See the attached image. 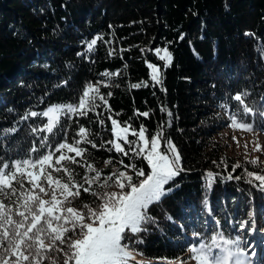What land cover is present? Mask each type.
Returning a JSON list of instances; mask_svg holds the SVG:
<instances>
[{
  "label": "trees",
  "instance_id": "1",
  "mask_svg": "<svg viewBox=\"0 0 264 264\" xmlns=\"http://www.w3.org/2000/svg\"><path fill=\"white\" fill-rule=\"evenodd\" d=\"M98 36L103 39L88 52ZM165 48L172 56L167 67L155 53ZM149 63L160 68L161 84L151 81ZM105 72L119 75L104 77ZM96 82L111 111L97 101L100 106L87 116L61 115L63 131L58 128L50 136V145L64 138L73 142L84 126L98 145L81 144L88 149V162L102 177L127 171L135 181L119 160L147 172L146 163L106 151L110 145L99 147L113 138L107 119L112 116L137 130L143 124L149 135L163 127L185 169L176 178L178 187L150 206L153 222L133 237L130 248L138 261L192 264L187 249L194 233L205 240L219 221L226 235L235 236L237 225L253 217L248 213L264 218V191L247 183L245 172L264 173V165L246 159L233 172L236 159L220 132L234 112L242 114L237 94L252 109L246 121L257 131L264 128V0H230L229 5L227 0H0V165L28 158L33 145L39 147L40 138L48 135L32 131L46 118L23 119L26 114L76 104L86 86ZM134 83L148 87L133 89ZM143 112L149 116L137 114ZM109 159L112 163L105 164ZM73 167L77 181L94 175ZM208 172L214 176L210 187ZM229 174L241 179H226ZM84 203L96 207L99 201L81 189L72 206L81 209ZM63 259L59 255L58 264Z\"/></svg>",
  "mask_w": 264,
  "mask_h": 264
},
{
  "label": "snow or ice",
  "instance_id": "2",
  "mask_svg": "<svg viewBox=\"0 0 264 264\" xmlns=\"http://www.w3.org/2000/svg\"><path fill=\"white\" fill-rule=\"evenodd\" d=\"M102 39L100 36L92 39L87 45L88 52H92L98 40ZM155 53L165 61V67L172 63L168 49H155ZM147 67L151 70V81L161 84L160 68L151 63ZM102 75L111 77L119 73L105 72ZM100 83H89L76 104L52 106L42 113L33 111L23 117L46 118L47 122L42 127L32 131L48 135L40 138L39 147L33 145L28 158L0 165V264H44L45 260L49 264H58L61 254L63 264H129L130 261L143 264L137 260V253L130 248V243L136 234L146 231L143 225L153 222L149 215L150 206L178 187L176 178L185 171L180 152L171 139L165 137L163 127L149 135L143 124L137 130L131 124H122L112 116L107 117L111 121L113 138L99 147L110 145L106 151L124 157L131 154L146 163L147 172L135 163L125 164L123 159L119 160L125 169L133 172L135 181L127 171H116L102 177L101 171L88 162V149L81 144H90L94 149L98 145L89 139L91 133L84 126L79 128L76 133L78 139L73 142L64 138L54 146L49 143L50 136L58 128L63 131L60 127L61 115L87 116L100 106L97 101L111 111L106 96L100 93L97 86ZM104 86L108 87L107 84ZM130 87L136 89L148 87V84L134 83ZM111 95V92L107 93V97ZM234 99L243 111L242 114L234 112L229 117L228 126L255 134L257 129L245 119L252 114V109L245 104L243 95L237 94ZM161 111L167 112V109L162 108ZM137 114L149 116L148 112ZM168 115L171 116V113L168 112ZM98 123L103 125L105 121L100 119ZM259 131H264V128ZM129 136L134 139H129ZM232 139L236 140L235 137ZM244 147L247 149L248 145ZM253 151L264 152V147L255 143ZM32 153L37 155L32 156ZM104 163L111 164L112 160ZM249 163L261 166L262 162L257 157ZM76 165L94 175H84L81 181H77L73 167ZM240 167L237 163L232 171ZM245 172L247 183L264 191V174L247 169ZM207 177L210 187L213 173L208 172ZM233 178L241 179L231 174L226 177ZM94 185L97 190H93ZM112 187L118 188V191L107 190ZM81 189L99 201L96 207L88 203H84L81 209L72 206L80 198ZM248 216L251 218L253 214L248 213ZM245 229L257 231L254 220L241 221L235 236L226 235L220 229L219 221L217 231L205 240H202V233H194V243L187 249L190 253L188 259L195 264H251V257L246 251L248 241L243 238Z\"/></svg>",
  "mask_w": 264,
  "mask_h": 264
},
{
  "label": "rangeland",
  "instance_id": "3",
  "mask_svg": "<svg viewBox=\"0 0 264 264\" xmlns=\"http://www.w3.org/2000/svg\"><path fill=\"white\" fill-rule=\"evenodd\" d=\"M52 106L55 105L47 106L43 111H46ZM221 131L225 135V139L228 143L227 152L236 159V163L259 157V160L262 162L261 165H264V152L253 151L255 143H259L264 147V132L256 131L254 134L253 132L233 129L229 126L222 128L220 132ZM233 137H235L236 140H233ZM237 141L239 142L238 144ZM245 144L248 145L247 149L244 147ZM251 219L254 220L257 231L251 232L245 229L243 238L248 241L246 251L251 257V264H264V218L261 220L256 219V214H254ZM238 226L239 225L236 227V232L238 231ZM191 263L195 264V261L191 260Z\"/></svg>",
  "mask_w": 264,
  "mask_h": 264
},
{
  "label": "water",
  "instance_id": "4",
  "mask_svg": "<svg viewBox=\"0 0 264 264\" xmlns=\"http://www.w3.org/2000/svg\"><path fill=\"white\" fill-rule=\"evenodd\" d=\"M229 3H230V0H227V4L229 5Z\"/></svg>",
  "mask_w": 264,
  "mask_h": 264
},
{
  "label": "bare ground",
  "instance_id": "5",
  "mask_svg": "<svg viewBox=\"0 0 264 264\" xmlns=\"http://www.w3.org/2000/svg\"><path fill=\"white\" fill-rule=\"evenodd\" d=\"M260 254V253H259Z\"/></svg>",
  "mask_w": 264,
  "mask_h": 264
}]
</instances>
